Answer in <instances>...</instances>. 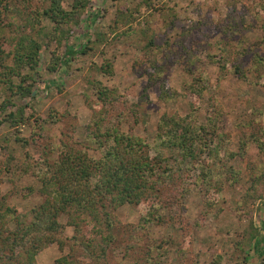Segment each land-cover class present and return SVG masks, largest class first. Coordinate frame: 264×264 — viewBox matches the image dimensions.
Listing matches in <instances>:
<instances>
[{
  "label": "rangeland",
  "instance_id": "obj_1",
  "mask_svg": "<svg viewBox=\"0 0 264 264\" xmlns=\"http://www.w3.org/2000/svg\"><path fill=\"white\" fill-rule=\"evenodd\" d=\"M44 2L32 0L31 5ZM88 7L58 49L60 54L67 46L76 51L88 30L87 54L77 53L59 65V72L48 73L50 45L41 55L30 97L12 96L0 87V195L7 197V206L26 213L42 203L41 178L47 167L37 166L56 161L65 143L84 145L92 159L101 157L89 133L100 108L93 82L120 98L102 115L105 125L128 119L127 108L134 105L137 122H123L121 131H132L148 144H153L163 115H177L195 128L207 127L210 120L217 127L212 133L217 157L208 163L215 179L206 190L193 184L197 174L191 172L186 177L189 191L170 186L163 198L176 197L182 209L167 225L143 222L155 205L153 197L110 210L112 232L99 230L88 219L72 227L68 216H62V249L47 247L36 264H55L64 256L75 264H264L259 256L264 245L257 252L247 244L253 235L264 238V150L258 146H264V68L258 64L264 60V46L254 48L264 41V0H90ZM91 13L96 18L89 26ZM150 41L149 52L163 71L149 85L153 71L144 54ZM5 47L7 53L11 48ZM105 61L112 64L111 77L98 70ZM199 76L205 80L194 82ZM9 97L14 106L3 110ZM20 107H25L27 122L17 127L3 122ZM31 115L43 127L34 140ZM27 165L37 166L30 170ZM168 214L166 210V219ZM110 236L119 239L116 248L108 244ZM170 237L173 241L165 244ZM143 244L150 251L132 255ZM123 249L128 250L126 258Z\"/></svg>",
  "mask_w": 264,
  "mask_h": 264
},
{
  "label": "trees",
  "instance_id": "obj_2",
  "mask_svg": "<svg viewBox=\"0 0 264 264\" xmlns=\"http://www.w3.org/2000/svg\"><path fill=\"white\" fill-rule=\"evenodd\" d=\"M31 1L0 0V87L10 91L12 96L23 99L31 96L36 82L35 71L39 67L41 55L50 45L54 49L49 53L50 59L46 65L48 73L59 72V65H66L70 57L77 53L87 54L86 51L91 50L87 45L90 42L88 30L83 34L88 35L85 43L80 44L76 51L68 46L64 54L58 50L73 35V28L79 24L86 9H89L90 0H46L36 8H33ZM95 18L91 13L87 25L93 24ZM98 36L96 34V38ZM98 39L102 42V37ZM151 44L152 41L146 45L144 54L153 71L148 78L149 85L155 82V78L159 81L163 71L149 52ZM3 45L11 49L6 53ZM257 45L264 46V41L256 43L254 48ZM105 62L98 70L111 77L112 64ZM258 62L264 68V60L258 59ZM236 71L237 75L242 73L239 67H236ZM203 80V76L193 77L194 82ZM93 86L97 91L100 108L94 115L93 124H90L89 133L92 134L94 144L101 150V157L92 159L88 157L84 145L72 148L65 143V150L52 164L44 160L38 166L25 167L31 170L36 169V166L39 169L42 163L46 165L40 188V193L45 197L42 203L28 212L19 213L7 206V197L0 195V264H36V256L47 247L55 244L62 249V216H68L72 227H77L79 219H88L99 230L112 232L111 211L126 204L137 205L153 197L155 205L142 218L143 222L150 224L156 221L160 226L174 223L173 216L176 214L180 217L176 211L182 207L176 197L167 202L163 198L169 194L170 186L177 188V192L189 191L187 186L191 183L187 182L186 177L191 172L197 174L193 183L195 186L209 190L214 183L215 173L208 167V163L217 157L212 149L215 136L212 133L217 131V127L210 120L207 127L195 128L177 115H163L153 144H148L132 131H121L123 122H137L139 115L134 105L127 108L128 119L105 125L102 115L113 104L120 103V98L115 90H108L99 82H93ZM8 106H14L11 97L7 98L2 109ZM24 108L8 113L3 122H10L14 127L27 122L24 119ZM31 118L34 116L31 115ZM33 123L35 125L31 130L34 140L40 136L43 127L37 117ZM258 146L264 150L262 144ZM166 210L169 212L167 219ZM143 227L141 225L140 229ZM108 240V244H115V248L119 245L117 238L110 236ZM170 240L173 241L170 237L163 242L168 244ZM247 244L258 252L259 245H264V238L259 239L253 235ZM148 248L151 249L149 245L143 244L132 255L143 249L149 252ZM238 250H242L241 246H238ZM259 251V256H264V247H260ZM102 252L105 256L108 249L104 248ZM241 252L244 254L241 256L243 261H247L244 249ZM122 255V258H126L128 250L123 249ZM75 261L70 256H64L55 264H75Z\"/></svg>",
  "mask_w": 264,
  "mask_h": 264
}]
</instances>
